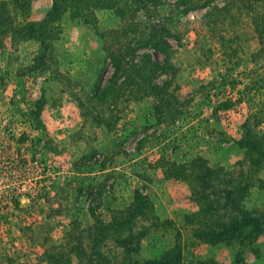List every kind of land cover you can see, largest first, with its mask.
Wrapping results in <instances>:
<instances>
[{"label":"rangeland","instance_id":"374dc122","mask_svg":"<svg viewBox=\"0 0 264 264\" xmlns=\"http://www.w3.org/2000/svg\"><path fill=\"white\" fill-rule=\"evenodd\" d=\"M204 1L0 0V264L141 263L175 247L178 264H264V44L243 13L207 17L227 0ZM160 28L168 57L140 47L115 67L110 53ZM143 54L179 118L159 121L157 98L123 84ZM246 121L260 151L237 145ZM176 166L187 174L167 178ZM137 203L149 216L115 227ZM243 212L257 221L225 235ZM130 227L145 234L133 252L114 242Z\"/></svg>","mask_w":264,"mask_h":264},{"label":"trees","instance_id":"16d2710c","mask_svg":"<svg viewBox=\"0 0 264 264\" xmlns=\"http://www.w3.org/2000/svg\"><path fill=\"white\" fill-rule=\"evenodd\" d=\"M212 3V0H205L202 3V8L210 6ZM216 8L211 9L207 12V17L209 19L212 18L213 23H217V20H221L225 16H228L230 13L235 12L236 14H245L247 17H249L250 24L253 28V31L258 35V38L261 42H263L261 45L264 44V0H227L225 5L218 9L216 12H214ZM214 16V17H213ZM233 18V17H232ZM8 19H3L0 17V21H7ZM208 26V25H207ZM215 24L211 25L210 29H214ZM164 28L160 29H153L147 36L139 39V41H136V46L132 47L129 44L122 48H117L113 51V54H111V59L115 63L116 68H120V61H124L127 57L133 56V54H136L138 48L147 47L150 46L159 52H162L165 54L166 57H168V49L165 47L166 42L163 41L162 34H164ZM264 53V47H261V51ZM133 61V60H132ZM129 64V73L126 76V80L123 82L125 87L131 86L133 88L132 90L135 92V94H141L143 93V96L152 95L153 97H156L158 102V106L156 109V115H158L159 121H163L165 119L175 120L176 118H179L182 114V111L179 107V102L177 101V98L174 97L171 93L168 92V86L169 82H166L165 85L158 87V86H152L151 87V81L153 79V76L155 73L162 69V66L159 65L157 62L152 61L150 59V56L148 54H143L139 57V61L136 63ZM260 84V83H259ZM257 84V86L259 85ZM116 92L112 89V86H107L105 89L95 92L93 96V100L97 103H105L109 100V98L114 97ZM115 99V98H114ZM33 105V106H32ZM30 106L29 110V119L35 124V126L40 127V131L42 132L43 126L40 119L41 111L44 107V101L42 99L38 98L33 104ZM219 108L223 109H229L230 108V102H224L219 106ZM162 115L164 118L162 119ZM260 121H261V117ZM242 137L237 142V145L240 149H246V150H254V151H260V143L254 139V135L251 133V128L249 125V121H246L242 126ZM201 166V165H199ZM197 165V167H199ZM211 171L213 175V170L207 168L205 171H202L203 177L202 179L206 181L207 185H212L211 182ZM164 172L167 173V178H184V176L187 174V169L183 167H171L168 170L164 169ZM210 187V186H209ZM95 199L98 201V204H100L103 200V193L98 188L95 192ZM42 197V196H41ZM43 198V197H42ZM235 203V201H234ZM236 204V203H235ZM134 207L131 209L129 214L127 215V218L123 219L120 222H117L115 227L124 228L128 224H135L134 219L137 217L141 218H147L149 214L146 213V210H149V205L147 204H141L137 203V205L132 206ZM131 207V208H132ZM245 215L246 213L243 212ZM242 213V215H243ZM151 217V216H150ZM248 217V215H246ZM257 221L253 218H247L246 220H234L229 228L224 229L225 235L228 236H240L242 234L243 228L250 224ZM129 234L127 236L117 235L114 237V242L117 244L118 247H123L127 249L128 252H133L134 249H130L129 247L133 248L134 244H139L140 238L145 235L144 231H141L139 234H135L133 232V228L130 227L127 229ZM96 238H99L96 236ZM177 247H175L172 252L164 253L158 260H146L141 263L139 262H123V264H178V261H175V258H177ZM171 253V254H170ZM61 257V256H59ZM59 257L55 256L56 260L55 263L59 262ZM128 261V260H127Z\"/></svg>","mask_w":264,"mask_h":264}]
</instances>
